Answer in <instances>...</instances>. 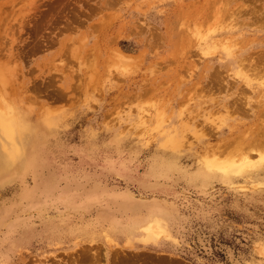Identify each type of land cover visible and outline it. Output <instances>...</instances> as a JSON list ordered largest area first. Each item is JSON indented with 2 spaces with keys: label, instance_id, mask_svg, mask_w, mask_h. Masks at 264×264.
<instances>
[{
  "label": "rangeland",
  "instance_id": "obj_1",
  "mask_svg": "<svg viewBox=\"0 0 264 264\" xmlns=\"http://www.w3.org/2000/svg\"><path fill=\"white\" fill-rule=\"evenodd\" d=\"M263 66L264 0H0V264H264Z\"/></svg>",
  "mask_w": 264,
  "mask_h": 264
},
{
  "label": "bare ground",
  "instance_id": "obj_2",
  "mask_svg": "<svg viewBox=\"0 0 264 264\" xmlns=\"http://www.w3.org/2000/svg\"><path fill=\"white\" fill-rule=\"evenodd\" d=\"M236 1V0H235ZM232 7V6H231ZM224 8H225V6H224ZM228 8V7H227ZM217 10V9H216ZM227 14H228V12H227ZM236 22V21H235ZM242 22V21H241ZM238 25V24H237ZM216 26V25H215ZM234 27V26H233ZM257 27V26H256ZM239 28V27H238ZM215 29V28H214ZM226 29V28H225ZM220 30V29H219ZM215 31H218V30H215ZM230 33V32H229ZM226 34H228V33H226ZM243 58V57H242ZM239 59V58H238ZM254 61V60H253ZM263 61V60H262ZM248 65H250V64H248ZM259 65V64H258ZM264 67V66H263ZM263 67H261V68H263ZM247 70V69H246ZM260 70V69H259ZM254 73H256V72H254ZM261 77V76H260ZM262 118V117H261ZM263 119V118H262ZM257 121V120H256ZM258 122V121H257ZM257 130H255L256 132V135L259 137V139H257L256 140V143H255V145H262V146H264V121H259L258 122V124H257ZM174 138V137H173ZM173 142V141H172ZM171 143V142H170ZM169 143V144H170ZM170 147V146H169ZM6 162L8 163L9 161L7 160V158H6ZM4 164V163H3ZM211 165V167H212V169H216V170H218V169H223V170H219V171H221V172H224V173H229V171H232L230 168H234V167H236V166H232V164H226V162L225 163H221L220 161H216V160H214V161H212L211 163H208L207 165ZM1 168V167H0ZM3 168H5V167H3ZM238 169V168H237ZM3 170H0V173L2 172ZM7 171V170H6ZM150 225V224H149ZM156 226V225H155ZM144 228H148V226H146V227H144Z\"/></svg>",
  "mask_w": 264,
  "mask_h": 264
},
{
  "label": "snow or ice",
  "instance_id": "obj_3",
  "mask_svg": "<svg viewBox=\"0 0 264 264\" xmlns=\"http://www.w3.org/2000/svg\"><path fill=\"white\" fill-rule=\"evenodd\" d=\"M262 86H264V85H262ZM261 161H262V163H264V157L261 158ZM208 167H209V171H211L212 170V167H211L210 164L208 165ZM218 170H223V169H218ZM261 255L264 256V251L261 252Z\"/></svg>",
  "mask_w": 264,
  "mask_h": 264
}]
</instances>
